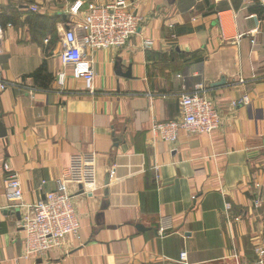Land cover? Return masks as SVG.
Wrapping results in <instances>:
<instances>
[{
  "label": "crops",
  "instance_id": "1",
  "mask_svg": "<svg viewBox=\"0 0 264 264\" xmlns=\"http://www.w3.org/2000/svg\"><path fill=\"white\" fill-rule=\"evenodd\" d=\"M74 1L0 0V264H253L264 242V2L140 0L124 46L86 49L91 93L60 59ZM200 88L221 126L174 144L153 137V123L181 118L180 95ZM83 153L95 154L94 185L64 183L78 233L22 256L7 172L35 203Z\"/></svg>",
  "mask_w": 264,
  "mask_h": 264
},
{
  "label": "built area",
  "instance_id": "2",
  "mask_svg": "<svg viewBox=\"0 0 264 264\" xmlns=\"http://www.w3.org/2000/svg\"><path fill=\"white\" fill-rule=\"evenodd\" d=\"M250 1V0H245ZM140 0H109L99 3L95 0H75L69 8L74 18L64 32L63 50L60 59L63 64L71 65L73 75L84 81V87L93 93L95 76L93 60L86 56V49L95 50L109 47H122L137 33L141 17L136 13ZM264 2V0H260ZM4 27L0 22V53ZM145 47L153 45L152 39L143 41ZM64 74L58 79L63 83ZM1 87H5L2 83ZM249 101L247 94L233 102L234 105ZM179 119L155 121L150 129L153 137L174 144L179 134L210 135L222 124V116L215 102L201 88L180 95ZM6 195L10 202H17L23 208L21 217L24 257H40L64 245L70 235H76L80 229L77 211L71 195L64 190L65 181L79 184L85 189L94 185L96 165L94 153H83L67 167L59 187L48 191L35 203H23L21 180L16 171L7 172ZM195 199V196H192ZM261 198L254 199V206H259ZM166 226H161L159 235L166 234ZM258 255L253 264H264V242L256 247ZM186 252L180 253V260L185 261Z\"/></svg>",
  "mask_w": 264,
  "mask_h": 264
},
{
  "label": "water",
  "instance_id": "3",
  "mask_svg": "<svg viewBox=\"0 0 264 264\" xmlns=\"http://www.w3.org/2000/svg\"><path fill=\"white\" fill-rule=\"evenodd\" d=\"M125 75L128 77V76H131V73H130V70L128 69L127 72L125 73ZM0 136L2 135H5L6 134V131H5V128L2 126L1 122H0ZM109 176V175H108ZM108 176L107 178L105 179V184L108 183ZM80 190L82 191V188L80 186ZM137 227H140L139 225Z\"/></svg>",
  "mask_w": 264,
  "mask_h": 264
},
{
  "label": "trees",
  "instance_id": "4",
  "mask_svg": "<svg viewBox=\"0 0 264 264\" xmlns=\"http://www.w3.org/2000/svg\"><path fill=\"white\" fill-rule=\"evenodd\" d=\"M256 2H257V0H256ZM2 13V11L0 12V14ZM43 70V68H39V69H37L33 74H32V76L34 77V79H38L39 78V76H40V72Z\"/></svg>",
  "mask_w": 264,
  "mask_h": 264
}]
</instances>
